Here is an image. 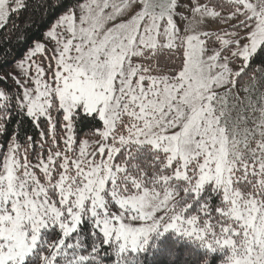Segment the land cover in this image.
Returning a JSON list of instances; mask_svg holds the SVG:
<instances>
[{
  "label": "snow or ice",
  "instance_id": "6c2138e0",
  "mask_svg": "<svg viewBox=\"0 0 264 264\" xmlns=\"http://www.w3.org/2000/svg\"><path fill=\"white\" fill-rule=\"evenodd\" d=\"M8 28L0 264H264V0H0Z\"/></svg>",
  "mask_w": 264,
  "mask_h": 264
},
{
  "label": "trees",
  "instance_id": "16d2710c",
  "mask_svg": "<svg viewBox=\"0 0 264 264\" xmlns=\"http://www.w3.org/2000/svg\"><path fill=\"white\" fill-rule=\"evenodd\" d=\"M24 15H27V12H25L23 15L20 16V20H23ZM54 18V14H53ZM16 23H19V21H14ZM47 21L44 24H38L36 27H34L31 31V36L35 38H40L43 31H46ZM11 31L10 28L5 29L3 33H0V35L7 36L8 33ZM13 46H15V41H13ZM3 47H0V51H3ZM23 47H15L14 52L11 53L12 56H20L23 53ZM31 131V129H30Z\"/></svg>",
  "mask_w": 264,
  "mask_h": 264
}]
</instances>
